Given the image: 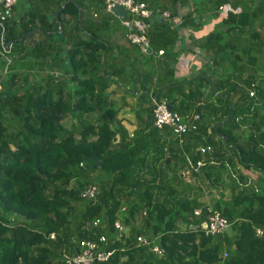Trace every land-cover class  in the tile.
Wrapping results in <instances>:
<instances>
[{
	"label": "trees",
	"instance_id": "16d2710c",
	"mask_svg": "<svg viewBox=\"0 0 264 264\" xmlns=\"http://www.w3.org/2000/svg\"><path fill=\"white\" fill-rule=\"evenodd\" d=\"M85 1L95 21L113 17L102 1ZM144 1L180 17L191 2L184 22L193 13L218 17L198 44L209 71L167 84L178 87L172 96L163 93L170 108L199 113L196 127L180 134L153 124L141 83L128 132L105 91V43L78 32L82 0H52L49 7L29 0L20 16L0 22L16 55L34 52L37 62L53 51L39 64L43 74H20L8 60L0 75V264H66L63 254L100 232L113 251L92 264H264V232L255 233L264 229V0ZM34 28L56 35L53 43L15 46ZM93 158L99 161L91 165ZM242 168L254 169L255 178ZM90 184L93 196H82ZM207 206L228 219L222 232L200 228ZM96 216L101 222L91 226ZM114 218L126 229L120 235ZM138 233L149 242H137Z\"/></svg>",
	"mask_w": 264,
	"mask_h": 264
},
{
	"label": "crops",
	"instance_id": "0c3cea01",
	"mask_svg": "<svg viewBox=\"0 0 264 264\" xmlns=\"http://www.w3.org/2000/svg\"><path fill=\"white\" fill-rule=\"evenodd\" d=\"M51 2L52 0H44L43 4L45 7H49ZM188 3L190 5L187 6L185 4L182 12L185 13L186 10H191L194 7L191 2ZM81 5L80 17L83 28L78 32L83 34V36H90V32H94L104 41L105 48L102 53L104 55V70L111 74V79L106 85L105 91H111L109 96L113 100L114 105L119 107L117 116L120 117L121 122L131 134L135 123V109L141 105L137 99V91L141 89L140 83L144 84V87L148 90L159 88L161 91L159 95H165L163 93H166L167 96H172L168 95V93L174 94L178 87L167 84L186 76H192L196 73V71H192V66L206 60L205 56L207 54L199 48L197 41L200 42L204 38L218 20V17H215L211 12L206 14L193 13L191 15L192 19L184 22L185 20L182 19L184 13L182 17L180 15L170 16L169 14L168 18L162 19L157 15H153L147 20L146 28V31H150L151 42L148 43L145 51H141L135 43L125 37V27L117 16L102 19V21L98 18L95 21L92 18L94 15H92L90 6L87 5L85 0H82ZM28 6L29 0H17L12 8V17L17 18L20 16L26 11ZM96 16H99L98 12ZM70 21L72 22L73 20L70 19ZM37 31H39V28L32 30V34L18 41L15 46L17 45L21 48L22 45H25L29 47L38 41L42 42L41 44L43 45L45 42L53 43L52 38L55 39L56 35L49 37ZM69 39H71L70 35ZM9 41L8 48H4L5 52L0 51V75L4 71H8L12 66L13 70L18 71L20 74L32 73V75L36 76L44 73V69L39 64L42 60L49 61L52 50L49 52V59L46 56L36 62L34 52L32 56L16 55L17 51L9 49L12 45L14 46L12 41ZM0 44H2L1 36ZM160 49L162 51L159 53L158 50ZM1 60H5V63L1 62ZM8 60L9 68L5 66ZM205 69L206 65L202 70ZM54 72L55 74L58 73L56 70ZM142 75H144L143 78ZM35 78L33 79L35 80ZM145 97L148 99V96ZM243 169H245L249 179H253L256 176V172H253V177H251L247 169Z\"/></svg>",
	"mask_w": 264,
	"mask_h": 264
},
{
	"label": "built area",
	"instance_id": "2783aa9c",
	"mask_svg": "<svg viewBox=\"0 0 264 264\" xmlns=\"http://www.w3.org/2000/svg\"><path fill=\"white\" fill-rule=\"evenodd\" d=\"M17 0H0V22L13 15V5ZM103 2L104 10L117 16L125 27V37L135 43L141 51H145L148 46V38L146 35L147 18L152 14H156L160 18H168L169 12L167 9L160 7H149L144 0H100ZM118 4L125 10L124 17L121 14L114 13L112 6ZM219 8H221L219 6ZM95 15V12H92ZM162 50H158L160 53ZM251 93V91H249ZM149 103L151 105L150 114L153 124L160 128L167 126L175 133L180 134L189 129L196 127V121L199 118L197 111L178 112L170 108L166 96H156L153 89L147 91ZM209 145H199L198 150L203 152L209 149ZM190 161L188 160V163ZM200 160L196 164H200ZM95 192L94 185H87L81 191L82 196H93ZM194 214L200 213V208H194ZM101 222L100 217H94L90 221L91 226H97ZM229 224L228 219L222 215L216 208L207 206L206 218L199 222L200 228L205 233H220ZM113 231L120 235L124 229V225L119 218H114L111 223ZM181 228L185 226H181ZM264 232L263 228L256 227V235H261ZM107 236L105 233H98L96 238H81L76 243L75 249L69 254H63L61 259L66 264H92L95 261H102L108 258L113 251V248L105 247ZM135 240L139 243H148V238L138 233L135 235ZM152 250L156 254H161V250L157 243H153Z\"/></svg>",
	"mask_w": 264,
	"mask_h": 264
},
{
	"label": "rangeland",
	"instance_id": "374dc122",
	"mask_svg": "<svg viewBox=\"0 0 264 264\" xmlns=\"http://www.w3.org/2000/svg\"><path fill=\"white\" fill-rule=\"evenodd\" d=\"M219 12H223V8H219ZM203 39H201V41H202ZM200 41V42H201ZM200 42H198L197 41V45L200 43ZM199 48H201L200 47V45H199ZM203 49V48H202ZM203 55V54H202ZM199 58H201L199 55H197ZM203 58V57H202ZM207 60V59H206ZM206 60H204V62L203 61H201L200 63H198V64H194L193 66H192V71H196V72H199V71H201L202 69H204V67H205V65L208 63ZM207 62V63H206ZM206 63V64H205ZM207 66V65H206ZM207 71H209V69H206ZM205 70V71H206ZM137 83V82H136ZM242 171H244L245 172V169H243ZM247 172H248V174L251 176V177H253L252 175H253V172L255 173V170L254 169H252V168H247ZM255 177H253V179H254ZM254 182L256 183H258V180H254ZM214 191V190H213ZM200 199H203V200H207L208 199V194L207 193H205V194H203L201 197H200ZM227 227V226H226ZM225 227V228H226Z\"/></svg>",
	"mask_w": 264,
	"mask_h": 264
},
{
	"label": "water",
	"instance_id": "95a60500",
	"mask_svg": "<svg viewBox=\"0 0 264 264\" xmlns=\"http://www.w3.org/2000/svg\"><path fill=\"white\" fill-rule=\"evenodd\" d=\"M112 11L114 13H117V14H121L122 17H124L125 15V10L122 6L118 5V4H115L112 6ZM35 29V28H34ZM34 29H29L27 30L26 34L30 33L32 30ZM10 41L8 42H3V38H2V44L5 46L4 48L7 49L8 48V45H9ZM228 117V114H226L225 116V119ZM221 121H217L215 122V127L220 123ZM99 159L98 158H93V161L91 163V165H94L95 163H98ZM185 226L184 223H179V226Z\"/></svg>",
	"mask_w": 264,
	"mask_h": 264
},
{
	"label": "clouds",
	"instance_id": "9594fccd",
	"mask_svg": "<svg viewBox=\"0 0 264 264\" xmlns=\"http://www.w3.org/2000/svg\"><path fill=\"white\" fill-rule=\"evenodd\" d=\"M222 8H223V6H222Z\"/></svg>",
	"mask_w": 264,
	"mask_h": 264
}]
</instances>
